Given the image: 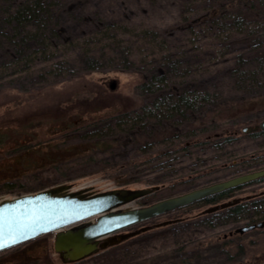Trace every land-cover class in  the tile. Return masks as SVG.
<instances>
[{"label": "rangeland", "instance_id": "rangeland-1", "mask_svg": "<svg viewBox=\"0 0 264 264\" xmlns=\"http://www.w3.org/2000/svg\"><path fill=\"white\" fill-rule=\"evenodd\" d=\"M56 1L55 20L65 25L66 34L74 38L85 34L86 40L94 35L92 32L101 30L99 27L104 29L102 22L113 24L117 31L124 28V33L139 34L144 27L158 32L171 53L183 61L174 82L163 92H174L177 83L184 90L186 85L181 84L184 83L190 89L210 91L216 102L207 103L203 111L195 112L183 120V125L176 126L178 131L174 133L182 134L176 145L180 147L190 141V153H179L173 167L159 170L154 165L165 160L162 151L169 146L165 140L158 142L169 134V130L160 134L164 131L159 126L152 128L153 137L148 138V132L138 134L139 141L135 138L124 143L127 139L123 134L108 137L106 141L117 146L115 155L89 151L78 144L83 141L81 134L87 123L154 100L156 94L140 93L139 86L147 78L142 64L124 69H85L74 76L49 77L47 83L35 78L30 81L27 73L21 78L3 73L0 138L12 146L0 145V199L57 185L87 192L159 186L123 206L140 207L264 169V133L243 131L244 127L264 119V72L260 71L254 78L257 82H253L247 74L232 69L239 60L248 59L250 62L242 64L253 70L264 56V0ZM9 2L0 0V25L6 22L2 7ZM5 27L8 28L7 24ZM1 39L0 62L5 59L2 47L7 45L5 38ZM92 46L89 44L88 48ZM73 50L78 52L77 48L72 49L68 55ZM186 67L189 70L185 72ZM78 118L83 122L66 131L60 129ZM190 131L193 132L188 134ZM146 138L157 142L149 152L140 148ZM26 148L29 150L23 152ZM17 151L24 154L21 156ZM63 154L69 156L65 163L47 164ZM145 159L150 161L142 164ZM126 161L127 166L119 165ZM39 162L46 164L38 167ZM12 175L21 176L14 182L33 186L35 191H5L2 177ZM136 178L139 180L123 184ZM151 180L158 182L154 184ZM263 193L264 177H261L236 187L228 197L218 201L247 203L240 214L228 208L204 212L210 204L217 203L186 205L120 230L117 233H139L77 262H65L54 250L52 232L1 251L0 264H264V226L229 234L237 227L264 220V205L252 203Z\"/></svg>", "mask_w": 264, "mask_h": 264}, {"label": "trees", "instance_id": "trees-1", "mask_svg": "<svg viewBox=\"0 0 264 264\" xmlns=\"http://www.w3.org/2000/svg\"><path fill=\"white\" fill-rule=\"evenodd\" d=\"M9 1L7 5L2 7V11L5 12L3 20L6 22L0 25V46L2 45L1 38H5L4 40L7 45L2 47L3 51H1L5 59L0 62V68H3V70L0 71V77L3 73L10 72L9 74L13 75V77L20 75L21 78L23 73H27L30 76V81L35 78L37 82L42 81L43 83H47L49 77L74 76L80 72V70H96L101 68L124 69L133 68L140 64L143 65L141 66L143 71L147 72V78L142 81L139 90L140 93L143 94H156L154 100L141 105L139 108L123 110L114 113L110 117L96 119L87 123L83 127L84 133L81 134L83 141L78 142L79 145H85L87 147L86 150L89 151H106V153L110 152L115 155L116 150L114 151V147L116 149L117 146L106 141L108 137L123 134L122 137L127 139L124 143H128L127 141L135 138V140L139 141L140 139L137 138L138 134H145L148 132V138L153 137L155 131H153L152 128L155 129V127L159 126L162 127L164 131L163 133L159 132L160 134L163 135L165 132L167 133V130H169V134L167 137L161 139V141L158 139V142L165 140L169 146L166 151H162L165 160L156 163L154 165L156 168L162 170L165 166L173 167L179 153H190L189 148L192 145L191 142L181 143L182 145L178 147L176 145L178 144L177 138L182 134L174 133V131L176 130L175 132H177V127L184 124L183 120L188 119L189 116L194 115L195 112L203 111L207 103L211 102L215 104L216 101L211 98L212 95L210 91H200L198 88L190 89L187 84L184 83H181L184 86L186 85L184 90H180V85L177 83L176 87L178 89H175L174 92H163L170 86L171 82H174L175 75L178 74L180 65L183 61L182 59L176 58L171 53L167 41L161 38L158 32L144 27L140 31L141 34H136L133 31L124 33L122 32L124 28L122 31H117L113 24L102 22L104 29L99 27L101 30H95L94 32L96 33L92 32L94 35L88 36L86 40L83 38L85 34L74 38L72 35L66 34L67 28L65 25H60L58 21L55 20L54 12L56 7L54 4L57 3L56 0ZM71 6H69L70 10H72ZM6 24L8 28L5 27ZM125 29L128 30L129 27ZM112 30L113 33L110 34L109 32ZM117 33L122 34L121 36L123 37L128 35L129 37L135 38L137 41H132L128 37L121 38ZM89 44H93V46L88 48ZM76 48L78 50L77 53L73 50L72 53L68 55L70 50ZM63 53H65V55ZM248 62H250L248 59H241L238 61L237 66H233L232 69H234L233 71H239L241 75L247 74L249 78L253 79V82H257L254 80L256 75H258L260 71L264 72V56L261 59L259 58L257 61L259 65L253 70L242 64ZM40 64H43L44 67ZM187 70H189L188 67H186L185 72ZM182 75H184V72H181V76ZM260 84L261 82L259 85ZM215 98H217V96H215ZM81 122H83L81 118L74 119L71 120L69 124H64L60 129L66 131L72 125H77ZM2 132L3 131L0 129V133ZM191 132L193 131L188 132V134ZM260 133H264V130L252 132V134ZM148 138L140 145L141 150L144 152L152 150V148H154L153 145L157 143L155 140ZM0 145L12 146L10 143L6 142V139L3 140L2 138H0ZM23 147H25V145H23ZM27 150L29 149L26 148L23 152ZM18 154L22 156L24 153L19 152ZM68 157L69 156L63 154L57 158H52L47 164H53L55 162L56 164H62L68 161ZM91 158L93 157L91 156ZM147 161L145 159V162L143 161L142 164ZM128 162L129 161H126V163H120L119 165L127 166ZM45 164L46 163L43 162L37 163L38 167H42ZM24 171L25 170L21 173L22 177L25 174ZM21 176L12 175L2 177V184L6 186L5 191H35L36 188L33 186H26L21 182L17 183V181L14 182L15 179L19 180ZM138 180V178L127 179L123 181V184ZM157 182V180H151V183L157 184ZM235 188L210 195L189 205L217 202L220 199L228 197ZM255 202L264 205V194L257 201L254 200L252 203ZM246 205L247 203L242 202L228 209L234 214H240L245 210ZM137 233L139 232L137 231L135 234ZM135 234L129 235L121 241ZM121 241H119V243ZM116 244L117 243H114L109 246H114Z\"/></svg>", "mask_w": 264, "mask_h": 264}, {"label": "water", "instance_id": "water-1", "mask_svg": "<svg viewBox=\"0 0 264 264\" xmlns=\"http://www.w3.org/2000/svg\"><path fill=\"white\" fill-rule=\"evenodd\" d=\"M257 130H264V119L243 128L246 133ZM261 177H264V169L129 208L123 206L150 194L159 186L87 192L83 189L70 190L68 185H57L3 198L0 199V243L5 246L0 247V252L53 232L54 250L65 262H76L136 233H117L120 230ZM225 205L227 203L220 206ZM216 208L218 206L207 211ZM262 226L264 221L249 223L237 227L235 232L244 233Z\"/></svg>", "mask_w": 264, "mask_h": 264}, {"label": "flooded vegetation", "instance_id": "flooded-vegetation-1", "mask_svg": "<svg viewBox=\"0 0 264 264\" xmlns=\"http://www.w3.org/2000/svg\"><path fill=\"white\" fill-rule=\"evenodd\" d=\"M264 194V193H263ZM214 203H217L218 205H216V204H210L211 206L210 207H208V209L209 208H211V207H215V206H218V208H216V209H214V210H212V211H207V209L206 210H204V212H207V213H209V212H215V211H217V210H219V209H223V208H225V209H227V208H229V207H231V206H234V205H236V204H238L237 203V201L236 202H233V201H227V202H223V203H227V205H225L224 207H221L220 205L221 204H223V203H218V201L217 202H214ZM241 203V202H240ZM262 221H264V220H262ZM259 222H261V221H258V222H250V223H259ZM257 228V227H256ZM233 233H236L235 231H231L229 234H233Z\"/></svg>", "mask_w": 264, "mask_h": 264}, {"label": "snow or ice", "instance_id": "snow-or-ice-1", "mask_svg": "<svg viewBox=\"0 0 264 264\" xmlns=\"http://www.w3.org/2000/svg\"><path fill=\"white\" fill-rule=\"evenodd\" d=\"M0 236H2V233H0ZM5 245L0 243V247H4Z\"/></svg>", "mask_w": 264, "mask_h": 264}]
</instances>
